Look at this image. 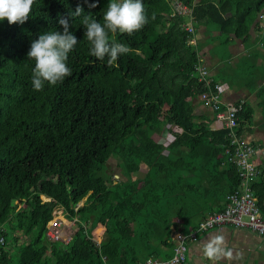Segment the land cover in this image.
<instances>
[{
	"label": "trees",
	"instance_id": "16d2710c",
	"mask_svg": "<svg viewBox=\"0 0 264 264\" xmlns=\"http://www.w3.org/2000/svg\"><path fill=\"white\" fill-rule=\"evenodd\" d=\"M108 2L35 0L24 24L0 22V225L11 239L10 220L18 203H25L21 212L26 221L20 230L25 237L35 236L15 255L16 264H143L149 257L169 259L172 220L182 218L185 226L196 227L222 210L239 185L234 165L219 170L228 131L211 130L208 115L199 108L203 103L198 96L207 86L195 76V67L202 64L200 47L187 45L191 35L182 31L186 18L176 14L172 0H143L149 23L132 34H110V40L131 51L109 66L107 57L101 61L89 54L81 23L89 13L102 22ZM177 2L191 10L194 29L217 32L227 37V44L233 39L247 44L251 26L259 31L264 23L258 20L264 0ZM92 3L98 6L90 8ZM78 4L84 14L71 16ZM59 17L69 18L79 42L67 61L72 74L35 91V61L28 60L27 53L40 34L62 31ZM259 43L264 47V36ZM252 57L264 60L258 54ZM263 66L255 72L263 83L253 82L249 90L258 103L244 104L236 113L242 137L251 132L252 121H264ZM167 134L173 135L172 141H166ZM130 157L137 163H129ZM110 159L117 160L121 179L107 173ZM140 169L142 184L134 189ZM252 190L264 215V167ZM40 197L51 200L41 203ZM57 205L86 228L78 229L67 244L61 240L62 247L43 237ZM97 229L98 246L90 239ZM0 264H11L6 249Z\"/></svg>",
	"mask_w": 264,
	"mask_h": 264
},
{
	"label": "clouds",
	"instance_id": "9594fccd",
	"mask_svg": "<svg viewBox=\"0 0 264 264\" xmlns=\"http://www.w3.org/2000/svg\"><path fill=\"white\" fill-rule=\"evenodd\" d=\"M34 2L35 0H0V22L6 20L9 25L24 24L29 18ZM97 6L96 3L89 5L90 8ZM82 14L84 9L78 4L71 16L81 17ZM151 19L155 20L154 13ZM58 23L62 31L53 29L40 34L38 39L32 41L27 53L28 60L35 61L31 73V84L35 91L43 90L45 83L55 86L72 74L67 61L70 52L79 42L70 31L68 17H59ZM81 23L85 28L84 36L90 45L89 54L101 61L107 57V64L111 66L120 56L128 54L131 50L126 44L110 40V34L117 32L132 34L139 31L149 23V17L145 13L143 0H109L106 10H103L102 22L89 13L83 15ZM261 28L264 29V23L261 24ZM198 55L199 61L207 67L201 54ZM207 69L212 86H219L217 83L214 84L209 67ZM223 94L224 92L220 95V100L226 106L221 99ZM232 106L240 107L238 111L242 110V105ZM202 247L204 255L210 259L231 258L233 255L222 234L212 236Z\"/></svg>",
	"mask_w": 264,
	"mask_h": 264
},
{
	"label": "built area",
	"instance_id": "2783aa9c",
	"mask_svg": "<svg viewBox=\"0 0 264 264\" xmlns=\"http://www.w3.org/2000/svg\"><path fill=\"white\" fill-rule=\"evenodd\" d=\"M183 10H189L191 13V10L186 7ZM258 18L263 20L264 14L261 13ZM187 32L191 35L188 41L195 40L196 42L195 32L193 30H187ZM195 76L199 83L207 86V91L199 97L203 106L208 107L214 113L217 112L215 120L220 124V129L228 130V145L224 154V163L219 166V170L225 171L228 164L234 165L238 172L239 185L234 189L223 209L208 215L198 227H189L187 232H184L182 228L185 226L184 220L175 218L173 220L175 224L173 256L167 260L151 257L144 264H182L186 260L188 241H194L199 235L225 226L248 230L264 238V215L258 206V197L251 190V185L260 174L264 152L258 143L238 134L236 113L240 107L225 106L222 103L220 100L222 90L218 85L212 86L207 67L202 64L197 65ZM222 107L223 111H221ZM56 211L46 225L45 236L51 242L61 244L62 240L67 244L72 238L64 231L67 225V214L63 209ZM3 232L4 229L0 228V247L4 244Z\"/></svg>",
	"mask_w": 264,
	"mask_h": 264
},
{
	"label": "crops",
	"instance_id": "0c3cea01",
	"mask_svg": "<svg viewBox=\"0 0 264 264\" xmlns=\"http://www.w3.org/2000/svg\"><path fill=\"white\" fill-rule=\"evenodd\" d=\"M203 30H205V28H203ZM198 33H201V32H198L195 29V36H198ZM213 34L215 36L216 35L218 36L217 32ZM261 36H264V32H261ZM203 39H206V37L204 38L196 37L197 42L202 41ZM236 41H237L236 43H232L231 45L228 46L229 54H228L227 59L232 60V61L237 60V57L244 55V53L246 52L244 49L245 47L243 46L246 44H243L238 39ZM258 44L259 45H256L254 48L263 46L261 43H258ZM206 46H205L206 48L201 49V53H198V54H201L207 67L208 65L211 66L212 69H209V72L211 73L212 80L215 83L219 84L220 88L222 87L223 89L224 88L226 89L224 91V94L221 97L223 102L226 103L227 105L232 104V105H242V106L244 104L247 105V103L257 104L258 100L253 98V95L249 90H253L250 87L253 82H257L256 84H254L256 86L258 85V83L262 84L263 81L261 80L263 79L254 73L253 75L250 74L249 76L250 79L244 82L246 75L242 74L243 71L241 70L238 71L235 65L234 66H231L230 64L227 65L231 67L230 69H224V68L220 69L222 66L220 65V63H216L214 65L211 64L212 56L215 58L216 62L218 61V57L216 55H210L211 47L209 45H206ZM247 51H249L250 53L251 46L248 48ZM258 61L261 62L260 65L263 63L261 60H258ZM262 74L263 73H261L260 75ZM221 75H223L222 78H221ZM200 110L202 111V113L208 115L209 128L211 130H219L220 124L216 122V120H214L212 111H210L209 109H204L202 108V106ZM255 111L256 113H259L257 109ZM252 123L253 124L251 127V132L246 137L250 139L251 141H255V143H258L261 146L262 151L264 152V121H262L261 119L259 122L252 121ZM262 167H264V157H263ZM198 225L196 227H198ZM185 227L187 226H183L182 228H185ZM188 227H191V226H188ZM216 234H222L225 237L226 244L232 250V253H233L231 258L220 257L217 259H210L204 255L203 247H202L203 243L209 240L212 236ZM100 235H101V229L98 235L96 236L98 240L96 239V237H91L90 238L91 241L98 242L99 244ZM171 235H172L171 236L172 241L174 243L173 231ZM186 257L187 259L185 260L183 264H264V238L259 237L256 234L248 230L235 229L233 227L225 226L220 229H213V230H210L209 232L199 235L194 241H188V251H187ZM162 260H165V259H162Z\"/></svg>",
	"mask_w": 264,
	"mask_h": 264
},
{
	"label": "rangeland",
	"instance_id": "374dc122",
	"mask_svg": "<svg viewBox=\"0 0 264 264\" xmlns=\"http://www.w3.org/2000/svg\"><path fill=\"white\" fill-rule=\"evenodd\" d=\"M172 1H175V2L172 3V6H173V9L175 10L176 14L181 15V16H184L186 18L184 24L182 25V31H184V30H186V31L187 30H193L195 32V29L193 27V21L194 20H193V16H191V14H190V11L189 10H183L184 7H182L180 4L178 5L177 0H172ZM258 20H259V18H258ZM260 22L262 23V20ZM197 31L198 32H201V33H198V36H196L197 38H199V37H202V38L206 37V39H203L202 41H199V42H197V41L195 42V40L194 41H188L187 45L194 47L198 43V45L200 47V50L197 51L198 53H201V49H204V48L207 47L206 45H209L211 47V49H210V55H216L218 57V61L216 62L215 61V58L212 56L211 64L214 65L216 63H220V65H222L220 69H222V68H224V69H230L231 67H229L227 65H229V64L231 66H234L235 65L238 71L241 70V71H243L242 74L243 75H246V77L244 79V82H246V81H248L250 79L249 78L250 74H253L255 72L257 73L258 71H260L259 65H260L261 62H259L258 60H261V59L260 58H257L256 60H254L255 58L253 59L252 55L258 54L262 58L264 56V47L263 46H260L258 48L253 49L250 52L251 57H249V58H247V55L249 53V51H247V50H248V48L250 46H251V49H252L256 45H259L258 43L262 40V36H261V32H263L262 29L258 31V30L253 29V27L251 26V28L249 30V36H248L249 37V41H248V43L246 45H243L245 47L244 49H245L246 52L244 53V55H241L240 57H237V60H235V61L229 60V59H227V57H228V54H229V47L228 46L231 45L232 43H236L237 42L236 39H233L234 42L231 43V41H229V44H227V37L225 38L222 35H219V36L216 35L215 36L214 34H211L210 32L207 33L201 27L198 28ZM240 41L242 42V40H240ZM263 63H264V60H263ZM208 67H209V69H212L211 66L208 65ZM250 67H252V68H250ZM224 69H223V71H224ZM221 90H222V92H224L226 89L225 88L223 89L221 87ZM199 97L200 96H198V101H201ZM196 104L198 105V103H196ZM203 107L204 106L202 105V108ZM199 108L201 109V107H199ZM163 109L167 110L168 109V106L165 105L163 107ZM168 125H170V124H168ZM168 125L165 124V127L167 128ZM173 129L175 131V129H177V128H173ZM178 131H180V130L178 129ZM172 140H173V135L172 134H167L166 141H169L170 142ZM129 163H137V160L135 158H133V157H130L129 158ZM117 164H118L117 160L110 159L108 161V163H107V169H106V171H107L108 174H110L111 176L115 177V179L118 180V179H121V176H120V168L117 166ZM142 169H140L139 172H138V174L136 175L137 178H135V181H134V189L139 188L140 185L142 184V178H143V175H144V170H142ZM39 200H40L41 203H43V202H50L51 199H48V198L47 199H43L42 197H40ZM16 203H18V202H16ZM81 205H82V203H79L78 206H81ZM78 206H76L74 208L75 211L77 210V207ZM26 207H27V204H25V203L19 204L18 203L17 211H15V213L13 215V218L10 220V225L8 226V230L7 231H8V233H10L9 235H10V238L11 239L8 238L9 236L5 235L6 230L4 229V226L3 225H0V228H3L4 229V232L2 234L3 235V238H4V244H3V246L0 247V254H1V251L3 249H6L9 252V257H11V264H16L18 257H15V255L18 254L21 251L22 246H26V245L32 243V241L35 239V236L33 234H31L28 237H25L23 235V233L21 232V230H20L21 227L24 225V223L26 221L25 215L21 211L22 210H25ZM57 209H63L64 210L63 207H61L60 205H57L52 210L51 218H52L53 213ZM64 212L67 214V218H66L67 225L64 228L65 234L66 235H71L73 237L74 234H75V232L78 229L81 228V230L83 231V228H85V227L84 226L82 227V225L79 223V221L77 220V218L76 217H73V218L72 217H69L68 216L69 214L65 210H64ZM173 220H172V222H173ZM46 225H45V228H44V231H43V237L48 242L53 243V244H56L57 246L61 247L62 245L60 243L51 242L45 236ZM67 228H69V229H67ZM185 228L188 229L189 227H185ZM186 229H185L184 232H187ZM14 230H15V232L13 233ZM99 231H100V229L96 230L93 233V236L96 237L98 235ZM172 231H174V229ZM13 236H14V238H13ZM96 239H97V237H96ZM92 242L96 246L99 245L98 242H94V241H92ZM12 243H14V244H12ZM173 250H174V247H173ZM173 250H172V252H173ZM149 258H151V257H149ZM155 258H158V257H155ZM186 259H187V257H186ZM165 260H167V259H165Z\"/></svg>",
	"mask_w": 264,
	"mask_h": 264
},
{
	"label": "bare ground",
	"instance_id": "6f19581e",
	"mask_svg": "<svg viewBox=\"0 0 264 264\" xmlns=\"http://www.w3.org/2000/svg\"><path fill=\"white\" fill-rule=\"evenodd\" d=\"M179 5V4H178ZM179 9V8H178ZM253 185V184H252ZM252 185H251V190H252ZM253 191V190H252Z\"/></svg>",
	"mask_w": 264,
	"mask_h": 264
},
{
	"label": "water",
	"instance_id": "95a60500",
	"mask_svg": "<svg viewBox=\"0 0 264 264\" xmlns=\"http://www.w3.org/2000/svg\"><path fill=\"white\" fill-rule=\"evenodd\" d=\"M175 2V1H172V3Z\"/></svg>",
	"mask_w": 264,
	"mask_h": 264
}]
</instances>
